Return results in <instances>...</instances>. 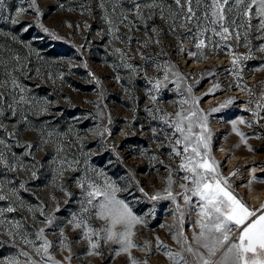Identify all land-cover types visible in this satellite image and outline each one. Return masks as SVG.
I'll return each mask as SVG.
<instances>
[{
    "label": "rangeland",
    "instance_id": "374dc122",
    "mask_svg": "<svg viewBox=\"0 0 264 264\" xmlns=\"http://www.w3.org/2000/svg\"><path fill=\"white\" fill-rule=\"evenodd\" d=\"M30 4L31 0L0 3V80L9 81L0 92L6 98L15 95L19 99L23 94L30 101L41 102L20 105L27 123L17 122L18 117L0 118L5 126L0 138L7 144L0 145V150L15 166L9 171L0 163V180L5 181V194L16 188L19 197L0 201V208L11 205L16 209L0 217L4 221L0 224V259L19 256L21 264L29 259L35 264H131L133 259L138 264H172L166 251L182 250L173 234L182 230L191 240L199 229L193 227L198 217L181 196L184 190L180 185H192L181 178L186 174L179 169L181 157L171 154L169 143L175 137L165 118L171 122L181 109L192 108L193 98L198 100L194 107L207 115L209 156L220 174L228 177L231 190L249 206L264 204V52L258 51L264 39L256 38L255 27L237 29L239 40L234 35L224 40L209 30L204 36L206 47L198 50V40L186 39L196 33L194 23L176 28L175 33L169 28L171 19L165 23L163 18H148L147 14L145 22L137 21L131 30L119 24L121 12L131 7L128 0H35V8ZM19 7L28 10L16 17ZM105 15L116 23L108 25ZM226 15L238 16L235 8ZM13 19L19 22L13 24ZM241 22L238 18L237 23ZM252 24H257L255 18ZM110 27L119 31L113 35ZM181 45L184 51H180ZM201 52L207 59L200 58ZM17 56L23 68L13 72ZM236 57L240 59L234 65ZM129 64L133 67H127ZM165 68L170 70L166 73ZM6 72L17 78L23 93L12 88ZM185 99L188 104L181 103ZM228 100L232 102L219 108ZM42 107L47 110L41 111ZM213 108L219 111L212 112ZM241 119L244 123L238 122ZM234 121L243 138L233 130ZM61 161L71 163V168L59 175ZM85 181L101 189L106 185L119 189L117 199L143 218L144 223L133 229L139 247L131 249V256L126 252L117 255L120 245L105 242L103 229L108 223L95 215L97 209L82 212L86 192L78 184ZM169 188L175 201L150 199L157 193L166 196ZM196 199L192 198L193 204ZM74 214L99 231V236L93 237L99 240L97 249L91 248L83 229L69 223ZM48 217H54L51 225L45 223ZM17 222L19 229L14 227ZM41 228L52 242L49 252L53 260L42 259L35 251L34 245L42 243L36 235ZM10 230L16 233L14 237L8 235ZM24 235L33 244H25ZM93 251L100 255H89ZM20 252L29 256H20Z\"/></svg>",
    "mask_w": 264,
    "mask_h": 264
},
{
    "label": "snow or ice",
    "instance_id": "6c2138e0",
    "mask_svg": "<svg viewBox=\"0 0 264 264\" xmlns=\"http://www.w3.org/2000/svg\"><path fill=\"white\" fill-rule=\"evenodd\" d=\"M0 3H2V0H0ZM128 3L131 7L121 12L119 24H123L131 30L130 26L137 21L145 22V14H147L148 18L161 17L165 23H168L169 19H171L172 22L169 24V28L175 33L176 28H186L194 23L197 31L191 37H186V39L198 40L195 44L198 50L206 47L204 36L209 30L213 35L220 36L221 39L226 40L228 36L234 35L239 40L241 33L237 29L243 27L246 30H250L255 27L259 33L256 38L264 39V0H171V3H168V0H128ZM99 6L101 8L104 7L102 2ZM30 7L35 8V0H31ZM60 7H63V5H60ZM165 8L168 9L167 15H165ZM233 8H235L238 16L229 18L226 14L232 12ZM27 10L24 7L17 8L16 17L21 16ZM198 11L201 12L200 16L197 15ZM113 12H115V8ZM238 18L242 21L241 23H237ZM254 18L257 20L255 26L252 24ZM104 19L110 26L116 23L107 15L104 16ZM11 22L16 24L19 21L18 19H13ZM145 28H147L146 23ZM230 28L232 31H230ZM24 30L27 31V28ZM109 30L115 35L119 28L116 27L113 31L110 27ZM44 31L47 32L48 29L44 28ZM152 31L156 32L157 29L153 27ZM244 36L247 39L248 31H245ZM128 42H131V37L128 38ZM154 42L158 44L159 40ZM144 46L146 47L147 45L145 44ZM116 51L121 52L120 49H116ZM180 51H184L183 45H181ZM258 51L264 52V45H260ZM121 54L123 55V53ZM141 55L143 54L141 53ZM189 55L196 56L197 53L190 52ZM200 58L207 59L203 52L200 53ZM247 58L249 57H245V59ZM14 59L17 61V66L13 68V72L22 70L23 66L19 65L20 58L17 56ZM239 59V57L234 58L233 64H238ZM2 63L0 61V64ZM156 66L160 67L158 64ZM127 67L132 68L133 66L129 64ZM169 70V68H165L166 73ZM5 75L11 78L10 83L13 89H19L21 93L25 91L17 83V78L11 72H6ZM164 79H168L167 74H165ZM8 82L7 80H0V87L7 85ZM159 86L160 81L157 80L156 88L158 89ZM188 91L191 92V87H189ZM208 94L210 93L205 95ZM152 99L155 100V97H152ZM231 102V100H228L220 104L219 108H224ZM43 103L46 105L48 102L44 101ZM181 103L188 104L189 101L185 99ZM21 104L40 105L41 102L30 101L23 94L19 96V99L15 95L6 98L4 92H0V118L18 117L17 122L24 121L27 123L28 117L20 109ZM196 104H198V100L193 98L192 108L181 109L175 114V119L171 120V122L165 118V123L172 129L171 136L175 137L174 141L169 143L171 154L181 157L179 169L186 173L181 178L189 181L192 185L189 188L188 184H181L180 187L184 190L181 196L184 203L189 205L198 217L193 222V227H198L199 229L193 232L191 240L184 235L182 230L173 234V238L182 250L176 252L167 250L166 255L172 261V264H264V204L259 208L249 206L243 197H239L238 194L231 190L228 177L220 174L217 163L209 156L211 132L207 124V115L203 113L202 109L195 108ZM219 108H213L211 111H219ZM256 109H261L259 102L256 103ZM46 110V107L41 108V111ZM249 111L252 110L249 109ZM253 114L258 116L259 111H255ZM238 122L244 123L243 119ZM236 123L235 121L233 122V130L237 131V134L243 138L244 134L238 131ZM4 127L3 121L0 120V129ZM153 131L155 132V130ZM0 145L7 147L6 141L2 138H0ZM27 147L30 149L32 146L29 144ZM0 163L9 171L15 170V166L8 162L2 150H0ZM69 168H71V163L61 161L57 170L58 174L62 175L63 171ZM32 175L35 177V171L32 172ZM232 175H235V173H232ZM7 183L12 182L8 181ZM171 183V178H169V184L171 185ZM78 186L86 192L82 212L87 213L89 208L97 209L95 215L108 223V227L103 229L105 242L115 241V243L120 245L117 255L120 252H126L131 256V249L139 247L133 240L135 236L133 229L137 225L144 223L143 218L135 215L129 205L123 200L117 199L116 192L119 189L112 185H106L101 189L96 184L85 181L79 183ZM4 187L5 181L0 180V201L9 200L11 196H16L19 199L16 188L9 189L8 194H5ZM24 187L23 183L19 185L21 189ZM140 191L143 192V189H140ZM166 192V196L162 197L157 193L150 199L176 200L171 188L167 189ZM98 197L103 199L94 204L93 201L97 200ZM193 197L197 198L195 204H193ZM177 207L179 208V205ZM14 211L16 209L11 205L7 208H0V217L5 212L11 213ZM41 214H43L42 210ZM53 219L54 217H48L45 223L51 225ZM183 219V212H181L179 218L181 226L183 225ZM3 223L4 221L0 220V224ZM69 223L73 224L74 228L83 229L84 238L89 241L93 250L99 247V240H93L94 236H99V231L89 226L86 218H78L74 214ZM14 227L19 229L21 226L17 222ZM117 227L120 228L119 232L116 231ZM233 229H235V233H233ZM44 232V228H41L36 234L37 239L41 240L42 243L39 246L34 245V248L37 254H42V259L53 260L49 252L52 242L46 238ZM62 232L63 229H61ZM8 235L14 237L16 233L10 230ZM22 239L25 244H33V241L29 240L27 235L22 236ZM64 239L66 240L67 238L65 237ZM156 239L159 241V237ZM161 245L162 242L158 247ZM62 246L64 248L68 247L67 244L63 243ZM145 247H149L148 242H145ZM163 247L167 248V246ZM19 255L23 257L29 256L27 252H20ZM89 255H100V253L93 251ZM0 264H21V261L19 256H9L0 259ZM25 264H35V262L29 259L25 261ZM54 264H61V262L54 261ZM131 264H138V262L133 259ZM143 264H147V261H144Z\"/></svg>",
    "mask_w": 264,
    "mask_h": 264
},
{
    "label": "bare ground",
    "instance_id": "6f19581e",
    "mask_svg": "<svg viewBox=\"0 0 264 264\" xmlns=\"http://www.w3.org/2000/svg\"><path fill=\"white\" fill-rule=\"evenodd\" d=\"M212 101V100H211Z\"/></svg>",
    "mask_w": 264,
    "mask_h": 264
}]
</instances>
